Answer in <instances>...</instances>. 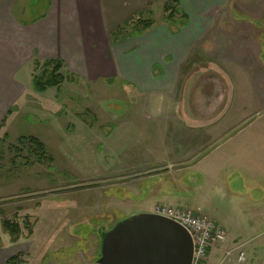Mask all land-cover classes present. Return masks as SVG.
<instances>
[{
    "label": "rangeland",
    "instance_id": "1",
    "mask_svg": "<svg viewBox=\"0 0 264 264\" xmlns=\"http://www.w3.org/2000/svg\"><path fill=\"white\" fill-rule=\"evenodd\" d=\"M167 1H151L141 16L110 37L121 78L85 86L67 80L44 94L39 106L44 109L47 100L56 99L55 118L48 120L46 109L27 112L21 125L12 118L10 134L0 132V237L19 240L30 252L29 264H84L92 246L97 260L101 238L95 228H110L141 208L146 211L140 213L154 212L158 205L191 210L219 223L226 239L214 247L217 261L211 263V251L208 264H264V199L254 202L229 186H235L230 177L237 181L245 167H252L262 176L258 188L264 194V29L254 19L264 15V0H227L218 8L211 5L224 0H181L172 22L165 20ZM45 2H30L32 17ZM245 7L250 18L233 30L234 20L225 15L243 18ZM185 15L188 23L182 26ZM137 16L152 19L154 26L132 37L135 27L146 23ZM209 16L212 26L207 25ZM233 33L244 35L243 40ZM213 40L217 46L220 42L216 54ZM175 47L189 49L176 84L162 88L158 78L165 53ZM31 67L33 79L42 67ZM145 81L152 84L150 90L134 89ZM176 110L184 117H175ZM190 125L199 133V143L174 158L171 148L181 145L175 143L179 132ZM23 137L38 138L51 160L37 161L30 151L34 146L19 144ZM15 145L19 151L10 149ZM250 153L258 154L252 164L246 159ZM158 187L171 195L152 194L141 207L143 195ZM74 219L82 221L78 228L71 225ZM6 222L18 226L19 234H11ZM88 239L90 244L83 246ZM229 250L232 254L225 258ZM75 254L83 262H59Z\"/></svg>",
    "mask_w": 264,
    "mask_h": 264
},
{
    "label": "crops",
    "instance_id": "2",
    "mask_svg": "<svg viewBox=\"0 0 264 264\" xmlns=\"http://www.w3.org/2000/svg\"><path fill=\"white\" fill-rule=\"evenodd\" d=\"M151 1L153 0H46V6L41 9L37 16L32 17L28 9L32 0H0V132L4 130L3 132L6 135L10 134V131H13L12 118L16 117V119H19L20 124L22 118L30 115L27 112L35 113L36 111V113H39L46 109L47 112H45L44 116L48 118V120L56 117V99L47 100V106L44 109L39 107L41 103L44 102V94L49 92L51 88L44 93H38L43 94V96H41L43 99H41V97L40 99L37 98L39 95H37V92L33 89V79L31 77L33 75V73H31V66L33 63L43 62L47 59H61L65 63L66 70L75 76V81L72 82V84L82 86L103 78L120 77L122 68L111 53V34L121 25L133 19L135 15H139ZM227 3V0L223 2L215 1L211 6L218 8ZM243 12H240L243 13V18H237V15H234L235 17L232 15H225L224 18H231L234 20L233 23H235V27L233 30L236 29L238 23L242 25L250 18L248 7H245ZM207 19V25H210L212 22L211 16L207 17ZM215 19L216 17H214L213 20ZM231 19L229 21H231ZM254 19H257L259 22L262 21L263 25H261V27L264 29V15ZM262 35L264 36V31ZM231 37H236L238 40L242 41L244 35L241 33H233ZM213 41H210V43L213 45L215 49L214 53L216 54L220 42H218L217 46V43L215 41L213 43ZM237 44L238 46L244 45L243 42L239 41H237ZM192 46H195L194 41ZM188 49L187 47L180 51L178 47H175L172 51L165 53L166 62H163V76L158 78L164 82L162 88L173 87L176 84L177 75L182 68L181 66L185 60V53ZM262 49H264V47ZM21 71L27 73H24L22 77L20 76ZM25 75L29 78H26ZM135 85L134 87L131 84L134 89L136 88L138 92L140 91L143 93L153 87L151 86L152 84L147 81L144 82V85ZM36 102V106H32V104ZM13 112H15L14 116L12 115ZM140 112L141 111H137V114ZM175 117L183 118L184 112L176 110ZM190 126L191 127L182 126L179 132L180 139H178V142H175L181 145L177 146L174 144L173 148H171L176 151V153L173 151L172 154L174 158L182 157L184 155L183 149H191L199 143V133L193 131L192 125ZM138 129H140V127H138ZM186 129L191 130L189 132ZM247 149V145L242 149L243 155L246 154ZM145 156L144 154L143 157L145 158ZM246 159L250 161L249 164H252L253 160H258V154L254 155L250 153V156L246 155ZM262 168H264V164ZM150 171L151 170H149L146 175H149L151 173ZM241 173L242 176L240 179H237V181L230 177V183L234 182L235 186L232 184L229 186L235 191H241V197H249L250 200H254V202L263 200L264 194H262L261 189L258 188V179L262 176L257 177L252 167H245ZM162 176H164V174L159 175V177ZM177 181L180 180L177 179L174 182ZM158 188L159 191L156 189V192L149 191V193L143 195V200L139 205L142 207L146 204L147 199H149L152 194L161 195L162 197L171 195L170 191L166 190V192H163L165 190H161V187ZM251 190H253V192H251ZM141 193L142 191H140V194ZM138 196L140 197L139 194ZM143 211L146 210L141 208L134 214ZM79 222L82 221H79V219L71 221L72 227ZM90 240L91 239L86 241L81 240L83 241V246L90 244ZM94 243L95 242L92 244ZM97 251L96 248L94 250V246H92L90 250L91 255L89 257H87V255L84 256V264H96L95 259ZM28 253H30L29 250L24 249L23 246L20 245L19 240L13 241L9 239L7 241V239L3 240L0 237V264H8L10 258L19 254L28 255ZM81 257L80 254H75L69 258L59 259V262L66 259L72 260V258H74V263H81ZM217 259L218 254L216 250L213 249L211 253V263L216 262ZM29 263L27 259L26 264ZM48 264H50V260Z\"/></svg>",
    "mask_w": 264,
    "mask_h": 264
},
{
    "label": "water",
    "instance_id": "3",
    "mask_svg": "<svg viewBox=\"0 0 264 264\" xmlns=\"http://www.w3.org/2000/svg\"><path fill=\"white\" fill-rule=\"evenodd\" d=\"M96 264H194L195 242L177 221L156 213H137L113 227H100Z\"/></svg>",
    "mask_w": 264,
    "mask_h": 264
},
{
    "label": "trees",
    "instance_id": "4",
    "mask_svg": "<svg viewBox=\"0 0 264 264\" xmlns=\"http://www.w3.org/2000/svg\"><path fill=\"white\" fill-rule=\"evenodd\" d=\"M180 2L181 0H168L167 3L165 4L164 6L165 12H166L165 20L167 22L174 21L173 19L176 17L177 12H178L177 6L179 5ZM139 19H141L142 21L146 23H144L141 29H137L135 27V31L131 33L132 37H137L139 35H142L147 30L151 29L154 26V21L152 19L143 20L141 17ZM133 20L134 18L128 21L127 23H125V25H130ZM181 20L183 21L182 26H185L188 23V17L186 15L184 16V20L183 19ZM114 35L115 33L113 32L111 34L112 38L114 37ZM35 66L42 67L41 71H39L38 73H35V75L33 76V80H32L33 89L37 93H44L49 88L60 89L67 80L71 82L75 81V76L71 72L68 71V74L72 75L73 78H68L67 75H65L64 70H66V67H65L64 61L61 59H57V58L47 59L43 62H36ZM108 81L110 84L113 83V79H108ZM27 143H30L32 146H34V148L31 147L32 149H30V151H33L32 153L35 154V158L37 159V161L44 162V161L51 160V158L47 155L44 144L41 143V141L38 138H35V137H25L24 138L23 137L19 139V144L23 145V147H25ZM13 148L14 150H17V151L20 150L18 145H15L11 147L10 149H13ZM5 224L7 227H10L11 234L13 235L19 234L18 226L10 222H6ZM78 225H77V228H78ZM95 231H98V229L95 228L94 232ZM99 256H100V252H99ZM26 263H27V256L25 254H19L17 256H14L10 258L8 261V264H26Z\"/></svg>",
    "mask_w": 264,
    "mask_h": 264
},
{
    "label": "built area",
    "instance_id": "5",
    "mask_svg": "<svg viewBox=\"0 0 264 264\" xmlns=\"http://www.w3.org/2000/svg\"><path fill=\"white\" fill-rule=\"evenodd\" d=\"M154 213L177 221L191 233L195 242L194 264H208L211 250L226 239V233L219 223L206 215L166 205H158ZM231 253L227 251L225 258ZM243 259L244 255L241 254L239 260Z\"/></svg>",
    "mask_w": 264,
    "mask_h": 264
}]
</instances>
